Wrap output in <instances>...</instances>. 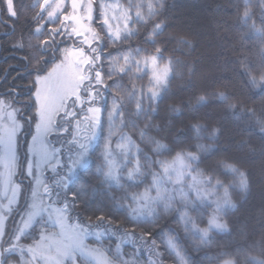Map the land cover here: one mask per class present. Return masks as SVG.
<instances>
[{"label":"snow or ice","instance_id":"snow-or-ice-1","mask_svg":"<svg viewBox=\"0 0 264 264\" xmlns=\"http://www.w3.org/2000/svg\"><path fill=\"white\" fill-rule=\"evenodd\" d=\"M217 7L238 89L194 83L167 0H0L28 66L25 89L0 87V264H264V207L258 227L225 219L255 147L199 113L216 103L258 129L264 155V0ZM180 65L192 94L162 109ZM181 231L215 252L193 258Z\"/></svg>","mask_w":264,"mask_h":264},{"label":"trees","instance_id":"trees-1","mask_svg":"<svg viewBox=\"0 0 264 264\" xmlns=\"http://www.w3.org/2000/svg\"><path fill=\"white\" fill-rule=\"evenodd\" d=\"M26 4H30L32 0H24ZM225 0H167V8L165 10V17L169 25L168 32L172 34L183 35L192 44L193 48L190 50L185 48L181 54L178 52L177 58L184 61L186 65L194 66L196 69L195 77H192L194 83L199 84L205 77L209 79H219L225 84H229L230 88L235 85L237 89L239 84L237 78L233 76L231 70V57L222 56L220 53L224 52L225 41L221 38V33L230 35L228 32V14L222 7L217 5L224 3ZM9 22L12 23L11 20ZM3 29H6L3 27ZM17 33L8 38L1 39V53L8 55L6 63H0V74L3 75L4 67L8 63H12L19 67L24 66V60L20 58L25 55V51L11 48V41L16 39ZM250 58L258 60L249 54ZM27 69L12 70L10 74L2 81L0 87L7 82H14L21 89H25L28 81ZM26 71V72H25ZM177 75L173 80L169 98L164 101L161 108L171 105L173 102H179L181 99L187 101L192 94V88L188 86V68L180 65L176 69ZM22 73V74H20ZM13 78L15 80L13 81ZM26 98V97H22ZM194 103V100L192 101ZM200 115H203L210 122L221 121L224 126L229 129L230 135H235L236 139L241 137L249 140L250 144L255 147L254 153H248L246 156L245 167L248 170L250 179V189L246 195L232 192L233 200L238 204V211L230 213L225 219L231 221L230 227H239L247 225L250 229L258 227L260 222V209L264 207V155L261 154V138L257 134V130H252L243 120H235L230 113H226L223 107L211 103L206 108L199 110ZM163 115V112L161 113ZM187 122V114L181 118ZM179 121L177 127H180ZM93 168L94 164L88 166ZM79 180L77 183L87 180L88 173L84 170L78 174ZM231 180V178H229ZM193 216L196 213H192ZM175 228L174 224L170 225ZM235 236V233L233 234ZM182 243L186 246L189 254L196 259L202 257L205 252L209 255L215 252V245L212 249H204L201 252L192 250L191 243L183 239V232L181 231ZM226 239L222 234L216 236V240L223 242ZM126 248L128 246H125ZM167 264H172L169 260Z\"/></svg>","mask_w":264,"mask_h":264},{"label":"flooded vegetation","instance_id":"flooded-vegetation-1","mask_svg":"<svg viewBox=\"0 0 264 264\" xmlns=\"http://www.w3.org/2000/svg\"><path fill=\"white\" fill-rule=\"evenodd\" d=\"M9 24H11L10 22H8ZM7 29H3V27L2 26H0V63H6L7 62V58H8V55L6 54V55H3L2 56V53H1V39L2 38H8V37H10L11 35H9V36H5L4 35V32L6 31ZM21 59V58H20ZM21 60H23V59H21ZM27 64L25 63V61H24V66H22V67H19V66H17V65H14V64H12V63H8V64H6L5 65V67H4V72H3V75H1L0 76V86H1V84H2V81H4L5 80V78L10 74L9 72H12V70H13V72L14 71H17V70H22V69H27ZM20 74H22V73H20ZM7 83H10V82H7ZM6 83V84H7Z\"/></svg>","mask_w":264,"mask_h":264},{"label":"rangeland","instance_id":"rangeland-1","mask_svg":"<svg viewBox=\"0 0 264 264\" xmlns=\"http://www.w3.org/2000/svg\"><path fill=\"white\" fill-rule=\"evenodd\" d=\"M8 22H9V21H8ZM10 23H11V22H10ZM25 72H26V71H25ZM0 76H1V74H0ZM90 164H91V162L89 163V165H90ZM82 171H83V170H81L80 173H81ZM78 174H79V173H78ZM74 179H76V178H74Z\"/></svg>","mask_w":264,"mask_h":264}]
</instances>
